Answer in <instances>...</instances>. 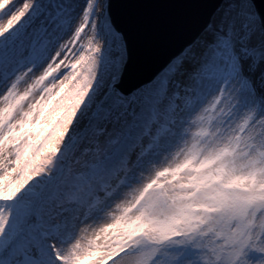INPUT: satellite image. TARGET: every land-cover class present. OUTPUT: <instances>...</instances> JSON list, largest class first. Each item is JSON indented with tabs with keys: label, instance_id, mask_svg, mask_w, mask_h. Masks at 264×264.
<instances>
[{
	"label": "rangeland",
	"instance_id": "obj_1",
	"mask_svg": "<svg viewBox=\"0 0 264 264\" xmlns=\"http://www.w3.org/2000/svg\"><path fill=\"white\" fill-rule=\"evenodd\" d=\"M92 3L0 0V231L42 190L63 264H107L130 246L140 264H264V95L253 77L229 67L219 91L175 81L124 96L113 89L123 61L109 81ZM109 124L115 147L93 159ZM133 144L147 149L122 164ZM2 196L20 204L3 207Z\"/></svg>",
	"mask_w": 264,
	"mask_h": 264
},
{
	"label": "snow or ice",
	"instance_id": "obj_2",
	"mask_svg": "<svg viewBox=\"0 0 264 264\" xmlns=\"http://www.w3.org/2000/svg\"><path fill=\"white\" fill-rule=\"evenodd\" d=\"M88 2L84 0V5L87 6ZM114 2L103 0L97 8L93 0L89 14V23L95 20L97 35L104 41L100 53L105 67L110 70L109 81L114 75L111 68L115 61H123L125 70L133 67L137 46L142 42L157 41L162 32L170 37L166 40L167 54L151 75L141 81L142 85H171L175 81L191 80L195 85L207 84L210 91H219L222 86H229L230 78L224 74L229 67L235 69L238 66V74L247 77L244 65L250 49L260 53L259 63L264 67V15L256 11L254 0H236L227 10L215 9L204 22H196L183 15L161 19L145 8L144 0H125L123 14L117 18L113 12ZM29 12L20 14L16 24L4 33V37L12 36L27 19ZM38 19L24 27V34ZM257 21L258 30L252 27ZM19 55L20 58L25 57L27 50ZM247 59L251 60L252 57L248 56ZM114 87L119 88V83ZM248 95L244 89H240L242 100L247 101ZM21 195L23 191L18 198ZM50 198L51 195H46L42 190L34 191L16 217L9 214L3 231H0V264H63L59 259L62 253L58 255L55 247L58 236L43 224ZM140 258V250L130 246L118 252L107 264H117L125 259L127 264H140Z\"/></svg>",
	"mask_w": 264,
	"mask_h": 264
},
{
	"label": "water",
	"instance_id": "obj_3",
	"mask_svg": "<svg viewBox=\"0 0 264 264\" xmlns=\"http://www.w3.org/2000/svg\"><path fill=\"white\" fill-rule=\"evenodd\" d=\"M226 0H144V6L161 19L173 15H183L196 22H204L211 17L215 9H220ZM236 0L227 1L224 4V10L227 3ZM258 11L264 15V0H254ZM125 8V0H115L113 5V12L120 18ZM170 37L161 33L155 42H142L139 44L134 52L135 65L133 67L124 69L122 80L119 85L122 91L129 92L134 88L142 85L141 81L146 80L152 71L160 63L168 51V42ZM123 63V62H122ZM151 83L144 85L150 86ZM138 95V89L132 94Z\"/></svg>",
	"mask_w": 264,
	"mask_h": 264
},
{
	"label": "bare ground",
	"instance_id": "obj_4",
	"mask_svg": "<svg viewBox=\"0 0 264 264\" xmlns=\"http://www.w3.org/2000/svg\"><path fill=\"white\" fill-rule=\"evenodd\" d=\"M257 11V10H256ZM258 26H259V22L257 21L255 24H253V28L258 30ZM250 55H254V54H250ZM248 53L245 56V69L249 71L250 75L253 77L252 82L255 85V87H257L259 89V91H261L264 94V67H262L259 63L260 59L259 56H255L253 57L251 60H248L247 57L250 56ZM178 82V81H177ZM191 80L190 82H184L181 85L184 86L185 88H191ZM191 86V87H190ZM159 87V86H158ZM115 89H121L119 88H115ZM120 122H124V116L121 117V119H118ZM103 122V120H102ZM72 126H75V122L72 121ZM103 135L97 140V143H93L91 147H89V151L91 152V156L93 159L96 160H101L103 158H105L106 154H103L102 152L104 151V149H110L112 150L115 145V139L117 138V133L116 130L113 129L112 125L109 124V126L103 130ZM110 136H112V138H110ZM117 146V145H116ZM120 147H122V144L120 145ZM137 149L135 147V145H132L131 148L128 150L125 158L123 159L122 164L124 163V160L127 159V157H129L130 155L136 154ZM125 165V164H124ZM123 165V166H124ZM110 184H108V186L105 187V190L109 189ZM107 200V198L104 199V202ZM110 200H108L107 202H105V204L102 207V210H100L98 213L102 212L103 210H105L107 208V205L109 204ZM98 213H96V215H98Z\"/></svg>",
	"mask_w": 264,
	"mask_h": 264
},
{
	"label": "clouds",
	"instance_id": "obj_5",
	"mask_svg": "<svg viewBox=\"0 0 264 264\" xmlns=\"http://www.w3.org/2000/svg\"><path fill=\"white\" fill-rule=\"evenodd\" d=\"M99 43H100V46H101V47H103V46H104V41H103V39H102V38L100 39Z\"/></svg>",
	"mask_w": 264,
	"mask_h": 264
}]
</instances>
